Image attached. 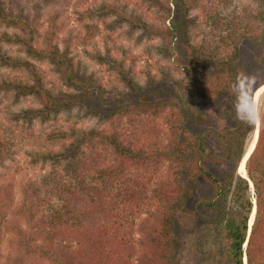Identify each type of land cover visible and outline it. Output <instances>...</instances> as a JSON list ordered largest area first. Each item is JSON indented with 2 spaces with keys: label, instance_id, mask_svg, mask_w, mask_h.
I'll return each mask as SVG.
<instances>
[{
  "label": "trees",
  "instance_id": "16d2710c",
  "mask_svg": "<svg viewBox=\"0 0 264 264\" xmlns=\"http://www.w3.org/2000/svg\"><path fill=\"white\" fill-rule=\"evenodd\" d=\"M0 20L17 24L27 35L26 50L53 61L67 85H78L69 59L58 48H35V27L28 17L0 8ZM228 40L225 46L222 42L214 48L224 57L207 77V87H202L196 73L200 63L192 62L185 67L179 98L137 101L111 114L112 126L84 132L72 142L70 165L65 170L53 169L52 177L49 174L41 180L48 198L37 200L36 211L28 202L23 208L24 218H29L25 223L34 233L25 238L28 244L20 264H180L182 236L200 246L195 250L199 264H264V106L259 113L258 141L246 163L248 178L239 172L257 129L252 104L254 93L264 85V47L252 65V71H262L263 79L244 86L246 69L237 65L242 44L237 28L230 30ZM189 49L202 53L196 47ZM8 87V82L0 83L3 90ZM22 87L18 83L11 91L21 92ZM204 94L209 102L226 96L229 103L221 114L228 118V126L221 125L217 133L223 151L220 157L207 152L211 133L207 115L197 106ZM35 95L45 115L70 102L55 101L42 90ZM32 114L36 111L16 118ZM123 121H137L142 137L150 136V131L153 136L135 141ZM3 129L0 123V132ZM101 143L113 149L114 157L97 154ZM86 146L95 148L90 161L77 158ZM5 153L0 148V157ZM210 162L220 169L217 174L209 170ZM201 187L208 191L199 210L190 209L188 202ZM55 197L62 203L60 209L46 212L44 205ZM35 215L38 220L31 224ZM140 218L142 237L137 247L132 231ZM183 256L186 261L189 254Z\"/></svg>",
  "mask_w": 264,
  "mask_h": 264
},
{
  "label": "rangeland",
  "instance_id": "374dc122",
  "mask_svg": "<svg viewBox=\"0 0 264 264\" xmlns=\"http://www.w3.org/2000/svg\"><path fill=\"white\" fill-rule=\"evenodd\" d=\"M0 8L28 17L35 27V48H58L78 78V85H67L53 61L26 50L27 35L17 24L0 20V83L6 81L9 86L7 91L0 88V123L4 127L0 148L6 149L0 157V264H20L28 244L25 238L34 233L25 223L29 218H24L23 208L28 202L36 211L37 200L48 198L41 180L53 169L65 170L70 165L71 144L84 132L112 126L110 115L137 101L179 98L185 67L192 62L200 63L196 73L202 87H207V77L224 57L214 48L222 42L228 44V34L236 28L242 39L237 65L246 69L244 86L263 79L262 71H252V65L264 47V0H0ZM190 47L202 53H193ZM18 83L23 85L21 92L11 91ZM38 90L55 101L70 102L45 115L35 95ZM197 106L207 115L211 133L207 152L220 157L223 151L217 133L221 125L228 126V118L221 117L228 110V100L221 96L209 102L204 94ZM262 106L264 92L259 98L258 116ZM29 110L36 114L16 118ZM123 124L135 141L153 136L150 131V136L142 137L137 121ZM94 150L82 147L77 158L90 161L95 158ZM97 154L114 157L113 149L103 143ZM208 168L214 174L220 170L211 162ZM195 190L188 207L199 210L208 189ZM61 204L58 197L48 199L44 210L55 212ZM142 218L135 220L132 231L137 247ZM37 220L35 215L30 222ZM175 224L178 227V222ZM179 242L183 250L179 263L199 264L196 241L182 236ZM132 252L134 257V247ZM185 253L189 254L186 261Z\"/></svg>",
  "mask_w": 264,
  "mask_h": 264
},
{
  "label": "bare ground",
  "instance_id": "6f19581e",
  "mask_svg": "<svg viewBox=\"0 0 264 264\" xmlns=\"http://www.w3.org/2000/svg\"><path fill=\"white\" fill-rule=\"evenodd\" d=\"M263 92H264V86L263 87H261V88H259L258 90H257V92H256V94H255V99H254V104H253V106H252V112H253V115H254V119H255V122L257 123V124H259V122H258V113H257V108H258V102H259V98H260V96L263 94ZM259 127V126H258ZM259 129L258 130H256V133L253 135V137H252V142H251V144L249 145V148H248V150L246 151V156L243 158V160H242V162H241V164H240V167H239V172H240V174H242L244 177H246L247 175V169H246V163H247V161H248V159H249V156L251 155V153H252V151L255 149V147H256V144H257V141H258V136H259ZM254 215H255V209H254V211H253V214L251 215V220H250V224H252V222H253V219H254Z\"/></svg>",
  "mask_w": 264,
  "mask_h": 264
},
{
  "label": "water",
  "instance_id": "95a60500",
  "mask_svg": "<svg viewBox=\"0 0 264 264\" xmlns=\"http://www.w3.org/2000/svg\"><path fill=\"white\" fill-rule=\"evenodd\" d=\"M260 88H261V87H260ZM256 92H257V91H256ZM256 92H255L254 95H253V104H254V99H255V94H256ZM253 104H252V106H253ZM253 116H254V115H253ZM258 118H259V117H258ZM258 122H259V119H258ZM258 126H259V124H257V128H258ZM254 132L256 133V130H255ZM255 133H254V134H255ZM246 154H247V153H245L244 157L246 156ZM244 157H243V158H244ZM242 160H243V159H242Z\"/></svg>",
  "mask_w": 264,
  "mask_h": 264
}]
</instances>
